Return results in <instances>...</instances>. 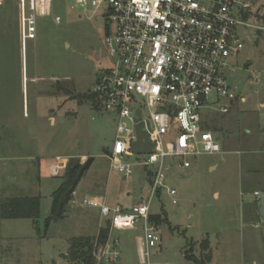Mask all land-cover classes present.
<instances>
[{"label":"rangeland","instance_id":"374dc122","mask_svg":"<svg viewBox=\"0 0 264 264\" xmlns=\"http://www.w3.org/2000/svg\"><path fill=\"white\" fill-rule=\"evenodd\" d=\"M5 2L0 7V202L40 197L41 211L36 221L0 217V264H77L66 258L71 241H96L107 227L88 200L102 196L110 206H137L156 168L131 156L129 178L113 172L105 150L113 146L117 120L81 99L112 62L104 19L74 0H36L38 36L24 56L13 22L17 1ZM250 24L264 27L255 19ZM255 28L241 29L245 48L229 72L237 99L228 113L204 114L222 153L192 158L190 168L181 159L167 161L172 167L167 184L177 191V204L166 192L154 200L152 215L168 222L155 225L161 240L152 249L151 264H210L214 253L217 264H264V31ZM92 156L70 204L61 216L53 215L52 195L68 161L81 157L84 163ZM56 161L62 170L52 177L45 165ZM140 234L113 232L121 240L120 264H141Z\"/></svg>","mask_w":264,"mask_h":264},{"label":"built area","instance_id":"2783aa9c","mask_svg":"<svg viewBox=\"0 0 264 264\" xmlns=\"http://www.w3.org/2000/svg\"><path fill=\"white\" fill-rule=\"evenodd\" d=\"M6 0H0V7ZM22 49L37 39L39 18L36 0H16ZM84 12L104 19L105 45L110 67L96 77L89 90L95 108L117 120L116 138L109 154L113 172L129 178L137 164L155 167L149 190L131 208L110 206L92 197L88 204L99 208L110 223L108 239L97 237L91 264H120L121 240L114 231H140L137 239L141 264H151L152 249L161 240L151 222L154 200L166 192L177 204V191L167 184L172 167L168 160L221 154L214 132L205 127L206 110L228 113L237 99L228 81L239 54L244 50L241 29L255 28L246 13L256 0H74ZM61 24L62 19L55 17ZM264 31V27L255 28ZM224 101L230 104H223ZM140 112V114H138ZM148 135L151 153L137 155V128ZM58 162L62 159L59 157ZM60 175L59 163L50 166ZM79 264H87L80 262Z\"/></svg>","mask_w":264,"mask_h":264},{"label":"trees","instance_id":"16d2710c","mask_svg":"<svg viewBox=\"0 0 264 264\" xmlns=\"http://www.w3.org/2000/svg\"><path fill=\"white\" fill-rule=\"evenodd\" d=\"M255 3H259L258 8L253 12L250 11L246 13V18L255 19L258 23L264 26V0H256ZM84 101H92L95 105V96L89 91L82 98ZM207 129L212 130V126L208 125ZM74 163V159L72 158L67 166V172L63 177L62 183L60 187L53 193L52 195V203H53V215L56 214L58 208L63 200L67 191L72 187L73 181L78 176L80 168L82 167L79 164L74 170L72 169ZM66 208V207H65ZM64 208V210H65ZM41 211L40 197H22V198H8L5 201L0 202V217L3 220L12 219V220H23V219H31L36 221L39 219ZM64 212V211H63ZM151 222L158 226L167 221V217L162 215L151 216ZM168 222V221H167ZM110 232V223L107 222V227L100 229L98 236L99 242L103 243L108 239V234ZM93 240H87L82 238H74L71 241V246L68 251V255L66 258L72 263L79 264L80 262H86L87 264L92 263V248L94 245ZM204 250H208V243L203 245ZM197 262V260H196ZM205 264V263H202Z\"/></svg>","mask_w":264,"mask_h":264},{"label":"water","instance_id":"95a60500","mask_svg":"<svg viewBox=\"0 0 264 264\" xmlns=\"http://www.w3.org/2000/svg\"><path fill=\"white\" fill-rule=\"evenodd\" d=\"M138 114H140V112H138ZM141 128H142V124L138 126L137 128V133L139 134V142L133 145V151H135V153L137 155L139 154H149L151 153V144L149 143H144L142 140H148V135L147 134H143L141 132ZM105 155L109 154V151L105 150ZM74 159V163L72 166V169L74 170V168H76L79 164L82 165V167L80 168L81 170L79 171L78 176L75 178V180L73 181V184L71 185L72 187L67 191V193L65 194L63 200L61 201V204L58 208L57 211V216H61L63 214L64 208L70 204L69 202L72 199L73 194L76 193L79 184L81 183V181L83 180V178L85 177L86 173L89 171V168L91 167V165L94 163L95 161V157H89V159L86 162H82L81 158H73ZM260 215L264 218V206H260ZM192 223V221H191ZM217 259H218V254L214 253L212 260L210 262V264H217Z\"/></svg>","mask_w":264,"mask_h":264},{"label":"crops","instance_id":"0c3cea01","mask_svg":"<svg viewBox=\"0 0 264 264\" xmlns=\"http://www.w3.org/2000/svg\"><path fill=\"white\" fill-rule=\"evenodd\" d=\"M6 3L7 2H5V4L2 6V7H4V6H6ZM15 9H16V17H15V19H14V24L17 26V29H18V40L21 42V52H23V49H22V39H21V36H20V30H19V19H18V4H17V2H16V6H15ZM3 14H6L5 12L3 13ZM8 21H10V22H12L10 19H8ZM31 42H33V41H31ZM30 43V42H29ZM29 43H28V45H29ZM28 45H27V48H28ZM27 48H26V52H27ZM28 53V52H27ZM23 55L25 56V53L23 52ZM53 120H56V119H53ZM60 156H58V158H59ZM57 158V159H58ZM61 158V157H60ZM72 158H81V157H72ZM82 159V158H81ZM71 160V159H70ZM62 161V160H61ZM69 162V161H68ZM67 162V163H68ZM55 163H58L57 161L56 162H48L46 165H45V167H46V170H47V172L50 174V170H49V168H50V166H52V165H55ZM51 175V174H50ZM52 176V175H51ZM53 177V176H52ZM179 177H181V176H179ZM92 198V197H91ZM97 198H103L102 196L101 197H97Z\"/></svg>","mask_w":264,"mask_h":264}]
</instances>
